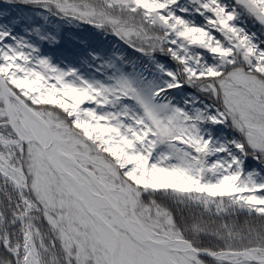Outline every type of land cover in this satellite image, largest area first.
Masks as SVG:
<instances>
[{
	"label": "snow or ice",
	"instance_id": "snow-or-ice-1",
	"mask_svg": "<svg viewBox=\"0 0 264 264\" xmlns=\"http://www.w3.org/2000/svg\"><path fill=\"white\" fill-rule=\"evenodd\" d=\"M0 264H264V0H0Z\"/></svg>",
	"mask_w": 264,
	"mask_h": 264
},
{
	"label": "trees",
	"instance_id": "trees-1",
	"mask_svg": "<svg viewBox=\"0 0 264 264\" xmlns=\"http://www.w3.org/2000/svg\"><path fill=\"white\" fill-rule=\"evenodd\" d=\"M17 15L23 16L31 14L30 9H26L24 7H17L13 10ZM69 35H74L83 40L88 41L91 46H97L98 39L95 36L94 32L88 28V26H84L83 28L77 29L72 28L70 31H65V38L59 48L53 49L52 51L56 54L57 58L61 55L72 59L77 51H79V46L76 45L72 40L68 39Z\"/></svg>",
	"mask_w": 264,
	"mask_h": 264
}]
</instances>
